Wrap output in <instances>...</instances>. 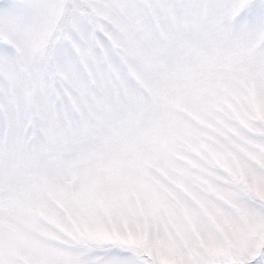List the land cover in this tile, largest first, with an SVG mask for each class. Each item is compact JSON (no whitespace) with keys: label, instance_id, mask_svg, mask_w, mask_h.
Here are the masks:
<instances>
[{"label":"snow or ice","instance_id":"6c2138e0","mask_svg":"<svg viewBox=\"0 0 264 264\" xmlns=\"http://www.w3.org/2000/svg\"><path fill=\"white\" fill-rule=\"evenodd\" d=\"M0 264H264V0H0Z\"/></svg>","mask_w":264,"mask_h":264}]
</instances>
